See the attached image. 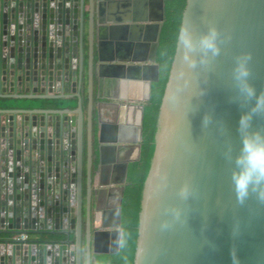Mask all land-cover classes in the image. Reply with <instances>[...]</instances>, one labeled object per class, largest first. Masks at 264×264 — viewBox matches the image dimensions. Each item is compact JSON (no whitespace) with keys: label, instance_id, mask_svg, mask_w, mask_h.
Segmentation results:
<instances>
[{"label":"water","instance_id":"obj_1","mask_svg":"<svg viewBox=\"0 0 264 264\" xmlns=\"http://www.w3.org/2000/svg\"><path fill=\"white\" fill-rule=\"evenodd\" d=\"M164 5L161 0L144 103L158 80ZM88 8L86 32L87 0H0V264H92L94 255L120 250L123 190L128 165L140 159L144 106L134 144L107 146L99 139L100 171L108 148L119 154L137 148L119 162L120 184H99L122 191L116 225L108 226L113 247L100 249L93 175L96 0ZM185 25L197 42V65L184 61L178 39L142 190L134 264H232L233 245L240 264H264V203L256 194L237 202L234 164L225 155L229 145L239 152L237 124L251 107L233 100L237 56L251 53L249 80L264 92V0H186ZM213 25L218 55L198 45ZM205 115L212 121L202 127ZM253 128L264 129V116L255 117ZM185 184L189 195L182 199ZM166 221L170 227H163ZM21 235L27 240H18Z\"/></svg>","mask_w":264,"mask_h":264},{"label":"crops","instance_id":"obj_2","mask_svg":"<svg viewBox=\"0 0 264 264\" xmlns=\"http://www.w3.org/2000/svg\"><path fill=\"white\" fill-rule=\"evenodd\" d=\"M88 9L87 0L86 32ZM161 15V0H96L94 112L97 147L99 139L107 146L118 141L131 146L138 138V107L147 103H144L148 96L147 80L152 78V71L146 69L152 66L156 26ZM85 64L87 67V39ZM87 106L85 94V113ZM36 108L40 107L32 109ZM96 179L100 188L99 176ZM104 244L111 247L112 237L108 236Z\"/></svg>","mask_w":264,"mask_h":264},{"label":"clouds","instance_id":"obj_3","mask_svg":"<svg viewBox=\"0 0 264 264\" xmlns=\"http://www.w3.org/2000/svg\"><path fill=\"white\" fill-rule=\"evenodd\" d=\"M220 33L213 25L207 33L203 34L198 45L201 50L212 51L218 55L220 48L217 41ZM179 43L183 47L184 61L189 67H196L197 61L192 56L197 50V42L194 41L187 25L181 27L179 31ZM251 53L241 54L236 57V65L233 70L234 80L238 94L233 98L234 102L245 108L248 104L251 107L243 111L237 124V132L240 136L239 152L233 154L231 145L225 153L226 158L234 164L231 180L236 193L237 202L243 205L252 194H256L257 199L264 203V129L253 128V120L257 116H264V92L257 93L255 86L250 82L251 70L249 61ZM203 62V61H202ZM254 101V103H252ZM212 117L205 115L202 120V127H207L211 123ZM182 199L189 195V185L185 184L179 192ZM179 218V212L175 213ZM163 227H170L169 222H165ZM237 235L233 231V236ZM230 259L232 264H240L238 248L233 245L230 249Z\"/></svg>","mask_w":264,"mask_h":264},{"label":"trees","instance_id":"obj_4","mask_svg":"<svg viewBox=\"0 0 264 264\" xmlns=\"http://www.w3.org/2000/svg\"><path fill=\"white\" fill-rule=\"evenodd\" d=\"M185 6L186 0L165 1L164 20L155 53L158 80L152 83L151 99L144 106L140 159L131 162L127 170L122 204L121 228L123 234L120 250L113 254L94 255L92 264H134L142 190L151 167L156 121L176 52ZM96 148L95 140V151Z\"/></svg>","mask_w":264,"mask_h":264},{"label":"flooded vegetation","instance_id":"obj_5","mask_svg":"<svg viewBox=\"0 0 264 264\" xmlns=\"http://www.w3.org/2000/svg\"><path fill=\"white\" fill-rule=\"evenodd\" d=\"M139 123V119H138ZM135 149L131 150L133 151L131 154L127 153L125 155V151L122 153H112V151H115V149L108 148L105 150L103 154L102 159V168L101 171L99 170L100 165V158L98 156L97 148L95 151V160L93 165V175L94 173H97L96 175L99 176L101 183L106 182H114L115 184H120L123 181V170L119 162L122 159H129L135 156ZM128 149L126 150V152ZM100 192L98 193V199H97V205H98V213H97V224L100 227L99 232L102 235H99L98 240V248L109 250L111 247H113V240L111 247H106L103 245L105 243V240L107 238V235L110 234L108 226L116 225L117 219L115 214V209L120 203L121 200V188H99ZM125 188L123 190V197H124ZM123 197H122V204H123ZM93 204V203H92ZM121 204V209H122ZM92 210H94V207L92 205ZM122 214V213H121ZM121 225H122V216H121ZM122 229V228H121ZM109 236V235H108ZM112 236H110L111 239ZM103 242V243H102ZM103 245V246H102ZM93 263V262H92Z\"/></svg>","mask_w":264,"mask_h":264},{"label":"bare ground","instance_id":"obj_6","mask_svg":"<svg viewBox=\"0 0 264 264\" xmlns=\"http://www.w3.org/2000/svg\"><path fill=\"white\" fill-rule=\"evenodd\" d=\"M132 149L134 150V149H135V147L128 148V151H127V152H125V154H127V153H128V154H129V153L131 154V153L133 152V151H131ZM115 152H116V151H115ZM133 153H134V152H133ZM135 153L137 154V149L135 150ZM114 154H115V153H114ZM102 243H103V242H102ZM103 245L105 246V244H104V243H103ZM103 245H102V246H103ZM98 246H99V244H98Z\"/></svg>","mask_w":264,"mask_h":264},{"label":"built area","instance_id":"obj_7","mask_svg":"<svg viewBox=\"0 0 264 264\" xmlns=\"http://www.w3.org/2000/svg\"><path fill=\"white\" fill-rule=\"evenodd\" d=\"M18 240H27V236L26 235H21L20 237H18Z\"/></svg>","mask_w":264,"mask_h":264}]
</instances>
